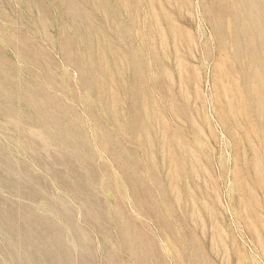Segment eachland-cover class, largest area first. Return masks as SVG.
<instances>
[{"label": "rangeland", "instance_id": "1", "mask_svg": "<svg viewBox=\"0 0 264 264\" xmlns=\"http://www.w3.org/2000/svg\"><path fill=\"white\" fill-rule=\"evenodd\" d=\"M0 264H264V0H0Z\"/></svg>", "mask_w": 264, "mask_h": 264}]
</instances>
